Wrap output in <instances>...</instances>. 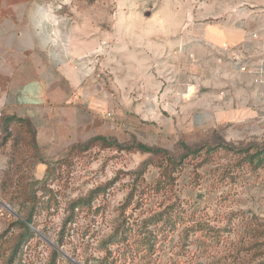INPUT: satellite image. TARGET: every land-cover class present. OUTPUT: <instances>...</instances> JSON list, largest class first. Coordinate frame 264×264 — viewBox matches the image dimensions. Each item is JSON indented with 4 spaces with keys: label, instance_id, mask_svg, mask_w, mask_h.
<instances>
[{
    "label": "rangeland",
    "instance_id": "374dc122",
    "mask_svg": "<svg viewBox=\"0 0 264 264\" xmlns=\"http://www.w3.org/2000/svg\"><path fill=\"white\" fill-rule=\"evenodd\" d=\"M102 1L110 0H98ZM91 90L96 93L94 102L91 106L85 99L87 110L81 115L88 123L76 130L73 143L96 135L121 145L141 143L175 154L180 153V144L197 147L213 144L217 138L236 148L264 145V84L258 80L244 93L224 94L216 112L213 104L208 108L199 105L192 115L195 126H204L202 129L176 119L161 100L141 105L131 97L127 101L116 97L109 76L99 71ZM139 107L153 111L141 118ZM66 147L39 148L45 163H54L64 158ZM16 150L11 141L0 147V189L10 195L25 186V195L35 193L47 208L33 218V237L9 263L11 247L21 233L17 222L24 223L28 202L21 194L11 202L0 194V200L15 213L0 221V264H51L53 259L55 264L256 263L257 252L248 241L251 230L264 224V168L252 170L236 164V156L221 153L212 163V169H218L214 175L206 172L208 167L197 169L200 177L195 181L194 163L187 162L172 191L157 193L151 187L158 172L149 164L150 155L94 148L61 163L44 189L39 182L46 166L27 154L21 160ZM218 174L225 177L224 184H214ZM96 189L99 193L91 207L76 208L74 221L65 223L68 204ZM126 199L128 206L124 207ZM122 226L123 237L110 244L109 236ZM153 238V248L146 252L144 241Z\"/></svg>",
    "mask_w": 264,
    "mask_h": 264
},
{
    "label": "crops",
    "instance_id": "0c3cea01",
    "mask_svg": "<svg viewBox=\"0 0 264 264\" xmlns=\"http://www.w3.org/2000/svg\"><path fill=\"white\" fill-rule=\"evenodd\" d=\"M98 71L202 129L199 105L264 84V0H0V117L29 119L39 147L78 144Z\"/></svg>",
    "mask_w": 264,
    "mask_h": 264
},
{
    "label": "trees",
    "instance_id": "16d2710c",
    "mask_svg": "<svg viewBox=\"0 0 264 264\" xmlns=\"http://www.w3.org/2000/svg\"><path fill=\"white\" fill-rule=\"evenodd\" d=\"M86 2L88 5L94 4L98 0H82ZM8 141L12 142V146L17 150V156H20L21 160L32 157L35 160H38L40 163L46 166L44 171V176L39 182L41 184L40 188H46L49 180H51L55 170L57 167L61 165V163L72 160L76 156L84 155L90 152L92 149L97 148L98 150H116L119 152H125L128 154L133 153H146L150 155L152 160H150L149 164L157 169L158 176L154 180L153 185L151 186L155 192H163L168 191L171 192L173 187L175 186L176 177L184 167L187 162L194 163V170L192 171L194 177L193 179L196 181L200 176L196 173L197 169H203L208 167L206 172H211L213 175L217 173L218 169L214 168L213 161L215 158H218L223 153L224 155H231L235 158L236 156V164H244L245 166L251 168L252 170L262 169L264 168V145L261 147L256 146H247L245 148H236L232 144L225 142L221 138H217L216 142L213 144H203L197 147H188L184 144H180V153H171L167 150L154 148L150 146H146L141 143H131L121 145L115 139L105 138L101 136H95L89 138L87 141L83 143L73 144L66 149V153L64 158L55 161L54 163H45L43 157L41 155V150L36 142V131L34 126L32 125L29 119H18L16 117H0V147L4 146ZM27 154V156H26ZM25 155V156H24ZM19 166L23 163H15ZM225 172V168L222 167ZM221 170V169H219ZM223 174V173H222ZM230 175L227 176L229 178ZM222 175H216L214 184H220L224 181ZM193 180V181H194ZM4 183L6 182L3 181ZM20 181L14 182V184L18 185ZM3 183V184H4ZM26 184L24 181L22 184ZM224 184V182H223ZM25 186L17 187V190L10 195L5 194L0 189V194H3L4 197H7L11 202L13 198L19 197V195L26 196L25 203L28 202V207L24 210L27 211L23 221L17 222L21 227V233L17 236L14 241L10 255L8 257V262H12L14 258L21 253L26 243L33 237L34 233L32 232L30 226H34L32 223L33 218L39 214L42 209L47 208L45 206L44 201L40 198L36 197V194L33 193L31 196L25 195L24 192ZM15 190V189H14ZM97 190V191H96ZM94 192H90L86 197L79 198L71 201L67 207V219L65 223L73 222L75 216V209L82 207H91V202L95 198V195L99 193V189H96ZM94 196V197H93ZM12 199V200H11ZM129 199H126L124 207L128 206ZM161 216V215H158ZM156 223V222H153ZM66 225V224H65ZM144 230L146 228H143ZM125 232L124 226H122V230L118 227L114 234L109 236L107 241L110 244L115 245L119 239L123 237V233ZM145 234H149L144 231ZM251 242V247L256 250V263L255 264H264V251H259V248L264 246V224H257L251 230L249 241ZM154 245V238L152 241L145 240L144 246H147L146 252L151 251ZM105 252L107 251L104 249ZM53 256H58V253L55 250H52ZM108 259V258H107ZM51 264H55V261L51 262ZM107 264V262H105Z\"/></svg>",
    "mask_w": 264,
    "mask_h": 264
},
{
    "label": "built area",
    "instance_id": "2783aa9c",
    "mask_svg": "<svg viewBox=\"0 0 264 264\" xmlns=\"http://www.w3.org/2000/svg\"><path fill=\"white\" fill-rule=\"evenodd\" d=\"M244 71V68H241ZM11 216L15 217L14 210L0 200V221Z\"/></svg>",
    "mask_w": 264,
    "mask_h": 264
}]
</instances>
